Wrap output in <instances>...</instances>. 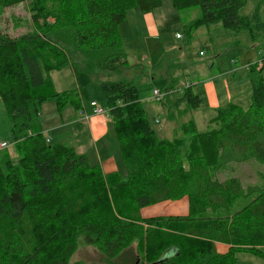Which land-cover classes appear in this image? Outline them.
I'll return each instance as SVG.
<instances>
[{"label":"trees","instance_id":"16d2710c","mask_svg":"<svg viewBox=\"0 0 264 264\" xmlns=\"http://www.w3.org/2000/svg\"><path fill=\"white\" fill-rule=\"evenodd\" d=\"M24 1L0 0V11ZM163 1L30 0L36 31L13 39L0 30V100L19 155L0 156V264H70L80 238L108 261L125 257L123 264H236L240 252L264 258V185L245 187L237 177L216 175L230 164H264V81L257 63L248 67V108L217 109L206 132L190 120L173 140L151 128L133 83H103L124 177L105 175L85 155L48 143L41 130L45 102L60 111L81 107L76 92H56L48 76L70 63L65 48L87 58L90 71L116 70L127 63L118 31L127 13L149 14ZM170 1L177 10L200 9L188 33L220 26L252 40L264 35V0L249 14L243 13L248 0ZM199 104L189 88L174 103L185 111ZM183 198L185 216L141 217L145 208ZM216 244L228 251L219 253Z\"/></svg>","mask_w":264,"mask_h":264},{"label":"rangeland","instance_id":"374dc122","mask_svg":"<svg viewBox=\"0 0 264 264\" xmlns=\"http://www.w3.org/2000/svg\"><path fill=\"white\" fill-rule=\"evenodd\" d=\"M28 1L30 0L0 11L2 34L14 39L36 31V24L30 16ZM257 2V0H248L243 13H251ZM199 17L198 7L177 10L170 0H164L161 7L149 14H143L137 8L130 10L125 21L118 27L127 54V63L113 71L97 67L90 71L89 60L72 47H67L65 50L70 63L48 75L54 90L59 93L76 92L80 105L83 107L90 108V102H95L105 108L107 104L102 84L131 82L135 85L139 99L144 104L145 117L159 138L167 140L180 138L181 125L190 120H194L198 132L208 131L211 129L209 120L215 115L213 111L202 112L190 109L177 115L175 100L181 96L187 83L196 85L195 83L209 76L227 71L228 67L256 63L259 57L257 52L261 51L264 55V35L252 41L247 32L234 35L220 26H202L188 33L186 26ZM48 20L53 21L52 18ZM261 74L264 81V69ZM155 89L161 92L171 90L173 93L162 102H156L152 99ZM77 113L78 111L70 104L65 106L62 112L58 110L54 101L42 104L38 119L44 136L53 138V142H60L64 146L71 147L75 141L72 142L68 123L74 122L78 117ZM170 113L176 115L172 121L168 119ZM97 116L109 118L104 114ZM169 128L172 130L163 135L162 132ZM67 134L68 138H66ZM111 135L112 145H108L109 139H107L97 145L86 144L85 150L88 157L97 148L101 153V150H109L106 154L113 156L121 167L124 163L114 131ZM0 142L8 144V148L0 150V156L8 154L13 159L18 158L19 155L11 138L9 115L1 100ZM120 175H126L124 165ZM216 175L221 180L237 177L245 187H261L264 185V164L255 161L230 164ZM147 209L144 215L154 217L160 215L166 207L158 204ZM78 242L70 264H123L126 262L125 257L108 261L94 247L85 244L83 238H80ZM219 251L227 252L228 250L221 246ZM236 259V264L264 263V258L243 252L237 253Z\"/></svg>","mask_w":264,"mask_h":264},{"label":"crops","instance_id":"0c3cea01","mask_svg":"<svg viewBox=\"0 0 264 264\" xmlns=\"http://www.w3.org/2000/svg\"><path fill=\"white\" fill-rule=\"evenodd\" d=\"M257 54V56H259L257 57V61L264 57L261 51H258ZM252 64H247L246 66L240 67H228L227 71L209 76L201 82L195 83L196 85L187 83V88L191 90L194 96H197L200 99L199 107L195 108V110L202 112L213 111V113H215L217 109L223 108L230 103L242 108H248L252 95L251 84L248 77V67ZM263 69L264 63L262 66V70ZM80 110L85 112L89 118L87 120H83L79 117V115H77L78 117L74 120V122L68 123V127L70 128L69 134L72 137V142L75 141V144H72L70 148H72L79 155H85L87 157L88 163L91 166H99L103 174L106 175L114 172L121 174L124 164H122L121 167L118 166L116 159L113 156L111 157L110 155L106 154V151L109 150H101V153L97 148L90 157H88V153L85 150L86 144L95 143V145H97L98 143H103L104 140L106 141L107 139H109L108 145H112L110 136H112L111 134L114 130L112 131L113 126L111 121L109 118L107 119L102 116L94 115L90 108L83 107L82 105L80 109L77 110V114H79ZM183 112H186L184 106H181L179 109H177V115ZM175 116H172L171 113L168 114L169 121H172ZM171 130V128L164 130L162 134L165 135L167 131L170 132ZM46 138L49 140L48 143L50 144H60V142H53L54 140L51 137ZM66 138H68V134L66 135ZM124 176L125 175L122 177ZM184 200L185 198L175 202L167 201L159 204L165 206L166 209L157 216H185L188 212V203L187 199L186 201ZM146 210L148 209L145 208L141 210L142 218H149L148 216L144 215ZM154 217H156V215ZM221 246L225 247L227 250L229 248L227 245L216 244V250L219 253H225L219 251Z\"/></svg>","mask_w":264,"mask_h":264},{"label":"built area","instance_id":"2783aa9c","mask_svg":"<svg viewBox=\"0 0 264 264\" xmlns=\"http://www.w3.org/2000/svg\"><path fill=\"white\" fill-rule=\"evenodd\" d=\"M257 68L260 69L263 66L264 63V57L259 59L257 62ZM188 87V85L186 86V88ZM173 92L171 90H168L166 92H161L159 90H153L152 93V99L155 100L156 102H162L167 96L171 95ZM90 108L92 109V112L94 115H106V117H110V109L109 107H102L99 104L95 103V102H91L90 103ZM79 117L83 120H87L89 118V116L83 112V111H79ZM47 142H49L48 139H46ZM8 148V144L6 142H0V150H4Z\"/></svg>","mask_w":264,"mask_h":264}]
</instances>
